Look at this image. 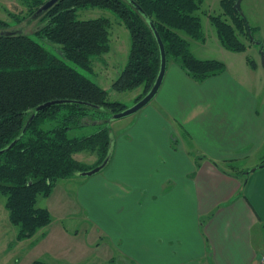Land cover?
Segmentation results:
<instances>
[{
    "label": "crops",
    "instance_id": "1",
    "mask_svg": "<svg viewBox=\"0 0 264 264\" xmlns=\"http://www.w3.org/2000/svg\"><path fill=\"white\" fill-rule=\"evenodd\" d=\"M225 51L238 63L224 60L223 73L202 81L168 61L156 96L110 123L122 121L107 166L64 193V218L76 200L88 209L89 246L111 247L119 264H254L264 253V87L244 51ZM73 230L56 232L66 240Z\"/></svg>",
    "mask_w": 264,
    "mask_h": 264
},
{
    "label": "trees",
    "instance_id": "2",
    "mask_svg": "<svg viewBox=\"0 0 264 264\" xmlns=\"http://www.w3.org/2000/svg\"><path fill=\"white\" fill-rule=\"evenodd\" d=\"M27 1L31 2V15L45 2ZM203 1L59 0L38 18L40 22L32 34L22 28V32L9 28L0 20V150L16 140L0 154V194L6 197L10 221L19 226L18 240L33 237L52 221L49 209L37 206L38 195L50 196L57 180L89 170L110 154L114 140L112 115L128 107L110 100L108 91L82 70L91 71L92 57L109 52L110 19L80 20L78 10L108 9L129 29V57L112 87L127 91L144 85L138 101L150 90L160 69L155 30L164 42L168 61L173 57L194 79L202 81L226 70L223 61L196 57L188 39L181 35L183 31L191 38H204L201 18L196 14ZM235 2L222 0L230 21L215 15H210V20L221 44L240 52L248 47L240 34L253 40L251 27L235 9ZM54 99L73 101L36 112L24 131L36 106ZM86 125L100 127L88 135L70 136L71 129ZM82 151L96 152L98 162L84 167L74 158ZM33 264L47 263L36 260Z\"/></svg>",
    "mask_w": 264,
    "mask_h": 264
},
{
    "label": "rangeland",
    "instance_id": "3",
    "mask_svg": "<svg viewBox=\"0 0 264 264\" xmlns=\"http://www.w3.org/2000/svg\"><path fill=\"white\" fill-rule=\"evenodd\" d=\"M31 8V2L27 0H0V20L7 22L9 28H22L25 32L32 34L40 21L38 18L31 19ZM224 8L222 0H204L200 9L196 12L201 18L204 38L194 39L183 31H181V35L188 39L189 49L200 59H217L224 63V60L230 63H238L234 62L233 58L224 55L223 52L228 51H225L227 49L222 47L216 28L210 20V15H215L222 16L223 19L230 21V17L226 16ZM240 9L251 27V40H253L251 42L244 34H240L241 39L248 45L244 53H241V56L247 70L249 72L254 70L253 74L258 78V83L260 79L259 84L264 87V0H242ZM77 17L80 20L98 17H108L110 19L109 52L92 57L91 71L82 70L99 83L102 88L104 87L105 89L106 87L110 94V100L121 101L128 107L133 106L136 103V95L143 93L144 85L127 91H118L112 87L113 81L120 76L129 57L131 47L129 29L115 13L100 7L81 8L77 12ZM21 18H25L23 22L18 21ZM258 42L261 43L257 44ZM172 60L173 57L169 59V61ZM119 122L114 123V126L111 127L112 131L113 129L117 131L121 124ZM99 127V125L77 127L71 129L69 134L70 136L88 135L97 131ZM88 152H81L80 154L82 155L79 157L86 168L92 167L97 163L93 159L98 154L96 152ZM94 175L72 176L75 179L72 180L68 187L65 184L68 182L67 179L72 177L59 179L50 196L38 195L37 206L49 209L53 216V222L51 226L39 229L32 238L23 240L17 239L19 226L10 221L9 210L5 206L6 197L0 194V264H32L35 259L47 264H112L111 260L113 259L116 264H119L118 258L113 256L115 251L111 247L89 246L91 243L90 234H86L83 226V216H85V211L87 214L89 213L88 209H78L79 205L76 200V208L71 210L76 213L75 216L64 218V210L66 208L64 200L66 201L65 198H67L64 197L65 191L68 193L69 190L71 195L77 194L80 187L89 182ZM69 209H71V206ZM65 225L77 227L79 231L73 230L72 233H79V235L77 237L75 235L70 236L66 240L59 239L56 231H58L60 226ZM44 233H48L49 241L42 238ZM254 234L258 237V229H254ZM35 241H38L37 247L31 249L30 246H33L32 243ZM66 243L71 249L68 248L66 250L63 247Z\"/></svg>",
    "mask_w": 264,
    "mask_h": 264
},
{
    "label": "water",
    "instance_id": "4",
    "mask_svg": "<svg viewBox=\"0 0 264 264\" xmlns=\"http://www.w3.org/2000/svg\"><path fill=\"white\" fill-rule=\"evenodd\" d=\"M59 0H47L45 1L32 15H31V19H37L39 17H41L46 11H48L50 8H52ZM242 0H236L235 2V9L241 14V9H240V4H241ZM136 7L138 9L141 10L140 7H138V5L135 3ZM19 32H22V29H18ZM7 34L13 33L12 31H7ZM155 35L160 47V52H161V63H160V69L158 72V75L156 77L155 82L153 83L152 87L150 88V90L142 97L140 98L138 101H136V103L131 106V107H127L122 111L116 112L112 115V119L111 122L113 120H117V119H121L123 117H127L130 116L136 112H138L139 110H141L143 107H145L158 93L162 82L164 80L165 74H166V70H167V66H168V59H167V53H166V49H165V45L164 42L159 34V32L157 30H155ZM256 43V42H255ZM260 42H258L257 44H259ZM263 54V51H262ZM263 65H264V59H263ZM73 100H69V99H54V100H49L47 102L41 103L38 106H36L35 108V112H33V114L30 116V118L28 119L26 126L24 128V131L27 129L28 124L34 119L36 112L45 110L48 107L57 105V104H63V103H68V102H72ZM84 104L87 105H91L90 103H86V102H82ZM94 106V105H92ZM94 123H98V121L94 122ZM16 143V140H14L7 148L0 150V154L3 153L6 149L11 148L14 144ZM113 144H114V140H113ZM112 153H113V146H112V150L110 152V154L103 160L102 163H100L99 165L89 169V170H84L81 171L78 175H94L97 172L101 171L104 167L107 166V164L110 162L111 158H112ZM256 168H252V171H255ZM249 173V171L247 172Z\"/></svg>",
    "mask_w": 264,
    "mask_h": 264
},
{
    "label": "built area",
    "instance_id": "5",
    "mask_svg": "<svg viewBox=\"0 0 264 264\" xmlns=\"http://www.w3.org/2000/svg\"><path fill=\"white\" fill-rule=\"evenodd\" d=\"M254 264H264V253H262L260 255V257L258 258V260L256 261V263Z\"/></svg>",
    "mask_w": 264,
    "mask_h": 264
}]
</instances>
